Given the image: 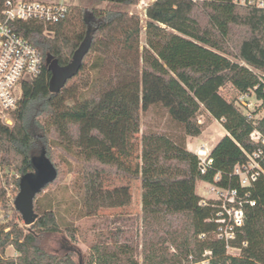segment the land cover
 <instances>
[{
	"label": "trees",
	"instance_id": "obj_1",
	"mask_svg": "<svg viewBox=\"0 0 264 264\" xmlns=\"http://www.w3.org/2000/svg\"><path fill=\"white\" fill-rule=\"evenodd\" d=\"M5 1L0 0V19ZM97 1L127 5L139 2ZM196 8H201L222 37L233 44L240 61L228 70L222 86L231 83L242 93L254 90L264 101V8L261 7L238 5L233 0H154L146 8V45L142 50L140 15L121 8H94L88 13L82 7L71 5L67 16L54 25L13 22V28L37 47L43 58L41 72L23 84L22 97L12 114L13 123L0 119V154L3 161L15 164L14 170L19 174L16 185L19 187L20 177L32 170L34 158L44 154L56 166L52 159L50 124L59 112L69 108L68 100L78 99V81L83 78L88 58L94 56L91 65L98 70L95 82L85 83V87H91L89 101L131 90L140 82L141 74L150 71L157 55L167 48L175 31L183 28ZM87 107H71L69 115L85 118ZM198 109L199 106L193 107L186 116L190 124L185 125V130L192 136H199L203 130L197 120ZM173 113L184 122L182 111L176 109ZM216 118L221 120L227 134L210 150L213 164L206 173L199 169L198 154L176 144L175 157L165 162L169 167L183 168L186 174L156 175L150 179L154 184L186 181L188 197L179 207L145 209L141 243L137 240L99 242L92 246L87 257L69 249L62 253L48 250L45 244L54 234L62 232V226L55 211L41 210L38 196L57 177L36 196L38 218L32 225H0V264H187L192 261L190 256L194 261L202 260L206 250L212 252V264H264V176L250 188L240 187L238 178L231 176L234 167L247 160V153L260 146L250 135L256 129L264 133V118H248L235 102L228 100H224ZM84 160L108 164L94 156ZM84 169L87 174L112 168L85 165ZM217 173L223 177L218 182L220 186L238 188L241 196L248 190L256 200L254 206L245 204L244 225L231 243L240 249L237 255L229 253L226 243L216 237L219 202L209 199L206 205L200 204L201 196L196 190L198 182L213 183ZM5 196L6 192L1 190L0 199ZM7 227L10 230L6 231ZM202 234L206 236L201 238ZM11 245L18 255L6 258V249Z\"/></svg>",
	"mask_w": 264,
	"mask_h": 264
},
{
	"label": "rangeland",
	"instance_id": "obj_2",
	"mask_svg": "<svg viewBox=\"0 0 264 264\" xmlns=\"http://www.w3.org/2000/svg\"><path fill=\"white\" fill-rule=\"evenodd\" d=\"M152 1L139 0L127 5L68 0L88 13L94 8L115 7L140 15L141 50L146 45V8ZM93 59L94 56L87 59L83 78L78 81V99L67 102L69 108L88 105L87 116L73 117L66 108L50 124L52 159L59 176L38 196L41 210L55 211L62 226V232L50 237L46 248L58 253L69 249L86 257L99 242L141 243L145 209L184 204L188 197L186 181L154 184L150 179L156 175L186 174L183 168L169 167L165 162L175 157L176 144L198 154L201 149L214 147L227 134L221 120L216 118L224 100L235 102L242 111L246 109L231 83L222 86L228 70L240 63L236 50L201 8H196L183 28L175 31V37L157 55L150 71L141 74L140 82L131 90L89 101L91 87H85V83L93 84L98 76V70L91 65ZM246 101L257 103L255 95ZM196 106L203 130L199 136H192L185 130V125L190 124L186 116ZM176 109L183 112V123L175 118ZM89 156L108 164L95 160L88 163L84 159ZM14 165L3 161L0 154V191L6 192L0 199L1 226L25 225L14 205L19 192L16 185L19 174ZM85 165L112 169L90 170L86 174ZM197 189L201 197H215L205 182H198ZM230 253L237 255L240 249ZM17 255L12 245L6 249V258ZM75 258L79 260L78 254ZM139 260L142 262V255Z\"/></svg>",
	"mask_w": 264,
	"mask_h": 264
},
{
	"label": "built area",
	"instance_id": "obj_3",
	"mask_svg": "<svg viewBox=\"0 0 264 264\" xmlns=\"http://www.w3.org/2000/svg\"><path fill=\"white\" fill-rule=\"evenodd\" d=\"M235 4L264 8V0H233ZM68 0H6L0 19V119L9 124L13 122L12 114L17 109L22 97L24 82L32 81L41 72L43 58L40 50L27 38L19 34L12 26L15 21H36L44 25H54L62 21L70 10ZM49 30H46V34ZM238 97L246 106L244 113L248 118H264V101L257 97L254 90L242 93L238 89ZM252 95L256 97V104L246 101ZM250 138L260 146L251 153H247V160L237 164L231 176L238 178L240 187L250 188L264 176V133L254 130ZM199 169L206 173L213 164L210 151L202 154L198 151ZM230 177V176H229ZM222 175L217 173L213 183H207L210 191L214 193L213 199L219 202L215 218L217 223L216 237L226 243L228 252L236 249L231 245L236 239L239 229L246 219L245 204L254 206L256 200L252 199L250 191L240 195L238 188L220 186ZM229 181V179H228ZM209 199L201 197L200 204L206 205ZM206 235H200L204 238ZM246 246L247 243L243 242ZM239 249V248H238ZM210 250H206L203 259L187 264H212Z\"/></svg>",
	"mask_w": 264,
	"mask_h": 264
},
{
	"label": "water",
	"instance_id": "obj_4",
	"mask_svg": "<svg viewBox=\"0 0 264 264\" xmlns=\"http://www.w3.org/2000/svg\"><path fill=\"white\" fill-rule=\"evenodd\" d=\"M57 85L58 83L54 86ZM32 167V170L20 177L19 192L14 199L15 208L27 226L32 225L38 218L35 211L36 196L58 177L56 166L44 154L32 160Z\"/></svg>",
	"mask_w": 264,
	"mask_h": 264
},
{
	"label": "crops",
	"instance_id": "obj_5",
	"mask_svg": "<svg viewBox=\"0 0 264 264\" xmlns=\"http://www.w3.org/2000/svg\"><path fill=\"white\" fill-rule=\"evenodd\" d=\"M188 145H190V144L188 143ZM212 148H213V147H212ZM212 148H210V149H208V148H204V149L207 150V151H210ZM196 190H197V193L199 194L197 187H196ZM202 197H203V196H202Z\"/></svg>",
	"mask_w": 264,
	"mask_h": 264
},
{
	"label": "bare ground",
	"instance_id": "obj_6",
	"mask_svg": "<svg viewBox=\"0 0 264 264\" xmlns=\"http://www.w3.org/2000/svg\"><path fill=\"white\" fill-rule=\"evenodd\" d=\"M201 153L204 154L205 153V150L204 149H201Z\"/></svg>",
	"mask_w": 264,
	"mask_h": 264
}]
</instances>
